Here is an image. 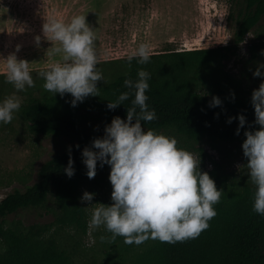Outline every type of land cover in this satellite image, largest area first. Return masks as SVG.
I'll use <instances>...</instances> for the list:
<instances>
[{
	"label": "trees",
	"instance_id": "obj_1",
	"mask_svg": "<svg viewBox=\"0 0 264 264\" xmlns=\"http://www.w3.org/2000/svg\"><path fill=\"white\" fill-rule=\"evenodd\" d=\"M229 1L238 7L232 16L235 25L229 45L151 54L144 64L137 63L138 57L131 62L123 58L120 63L126 67L124 75L99 88V96L89 95L75 107L69 93L33 97L20 107L18 115L31 134L70 140L75 173L69 177L64 171L69 161L68 146L42 165L39 180L25 192L15 191L0 199V264H264V216L253 211L256 186L252 182L225 184L215 172L211 178L224 193L214 205L217 215L197 238L176 243L150 238L140 245L126 244L121 236L111 240L105 228L101 236L107 239H98L93 246H87L84 240L91 229L92 214L81 200L84 191L95 194L108 189L111 198L113 188L107 164L100 167L98 162L94 178L86 175L82 151L95 138L104 136L105 126L115 116L126 119L134 92L124 80H137L138 70L150 74L146 103L157 116L142 121L144 129L182 140L186 150L204 142L243 143L245 131L260 128L254 123L252 97L234 93L235 80L223 69L224 61L237 53L264 17V0ZM257 33L262 38L264 29ZM126 91L130 95L123 105L115 110L107 108L108 101ZM213 96L221 99L220 106L209 107ZM92 111L102 123L96 129H87L82 120ZM239 114L247 123L237 135L238 119L231 123L228 119ZM30 208L45 210L53 216V222L28 226L21 220L7 223L11 215Z\"/></svg>",
	"mask_w": 264,
	"mask_h": 264
},
{
	"label": "clouds",
	"instance_id": "obj_2",
	"mask_svg": "<svg viewBox=\"0 0 264 264\" xmlns=\"http://www.w3.org/2000/svg\"><path fill=\"white\" fill-rule=\"evenodd\" d=\"M43 17V38L51 42L46 56L60 55V60L40 72L43 88L55 95L71 94L73 107L89 95L99 96L97 82L103 80V74L97 68L100 58L94 44L95 32L86 16L76 15L67 22L55 16ZM41 38L40 35L35 37L37 45ZM261 54L264 55V50ZM150 56V45L141 43L128 60L131 62L133 57H138L137 63L144 64ZM0 57L7 82L17 90H24L26 85L33 86L32 62L18 59L16 53ZM262 69L264 62L258 63L253 75L264 78ZM137 75L135 81L124 80V85L134 92L126 119L115 116L105 126L104 136L95 138L91 146L82 151L86 175L94 178L98 162L100 167L107 164L113 188L110 205L93 204L95 194L83 193L81 200L87 203L85 208H92L89 226L92 229L104 226L111 233V240L121 236L126 244L140 245L150 238L167 243L195 239L209 228V221L217 215L214 205L220 201L223 189H217L209 173L200 170V158L198 160L192 152L177 147L175 137L144 129L142 121H152L157 116L155 109H150L146 103L150 74L140 69ZM129 95L130 92H122L115 100L108 101L107 108L115 110L128 100ZM251 103L255 110L254 123L260 128L244 132L246 139L242 149L248 160V175L256 186L253 211L264 216V79L253 90ZM221 104V99L213 96L209 107ZM20 106L15 95L0 101V122H11ZM235 119L239 121L236 130L239 135L247 121L239 114L230 117L228 123ZM73 165L69 146V161L64 169L69 177L75 173ZM100 239L107 238L101 236Z\"/></svg>",
	"mask_w": 264,
	"mask_h": 264
},
{
	"label": "rangeland",
	"instance_id": "obj_3",
	"mask_svg": "<svg viewBox=\"0 0 264 264\" xmlns=\"http://www.w3.org/2000/svg\"><path fill=\"white\" fill-rule=\"evenodd\" d=\"M237 9L229 0H0V55L6 58L16 53L18 59L32 62L30 71L34 80L33 86L17 90L6 81L0 63V101L15 95L22 106L33 97L55 95L43 88L44 79L40 76V72L60 60L59 54L46 56L51 42L43 38V16H55L65 22L76 15L86 16L95 32L94 44L100 58L97 68L103 74L97 87L101 88L124 75L126 67L120 59L128 58L141 43L150 45L151 54L229 45L235 25L232 16ZM263 29L264 17L237 53L224 61L223 71L235 80L234 93L252 97L253 90L264 79L253 75L258 63L264 62L261 54L264 35L259 38L257 33ZM37 35L42 37L39 45L35 41ZM18 112H14L11 122H0V199L15 191L25 192L39 180L42 165L71 145L65 137L31 134ZM84 117L82 121L87 129H96L102 123L95 111ZM176 140L178 148L186 149L182 140ZM188 151L200 158V170L208 172L210 177L211 173H218L228 185L252 182L242 142H204ZM91 203H113L109 190L96 192ZM17 220L28 226L51 223L54 219L43 209L30 208L11 215L7 223ZM104 230V226L91 228L84 239L86 245L93 246Z\"/></svg>",
	"mask_w": 264,
	"mask_h": 264
}]
</instances>
